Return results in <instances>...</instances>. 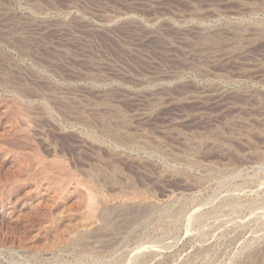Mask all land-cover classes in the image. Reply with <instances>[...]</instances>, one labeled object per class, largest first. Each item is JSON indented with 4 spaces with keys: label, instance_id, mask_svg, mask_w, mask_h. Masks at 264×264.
Here are the masks:
<instances>
[{
    "label": "rangeland",
    "instance_id": "rangeland-1",
    "mask_svg": "<svg viewBox=\"0 0 264 264\" xmlns=\"http://www.w3.org/2000/svg\"><path fill=\"white\" fill-rule=\"evenodd\" d=\"M254 263L264 0H0V264Z\"/></svg>",
    "mask_w": 264,
    "mask_h": 264
},
{
    "label": "bare ground",
    "instance_id": "bare-ground-1",
    "mask_svg": "<svg viewBox=\"0 0 264 264\" xmlns=\"http://www.w3.org/2000/svg\"><path fill=\"white\" fill-rule=\"evenodd\" d=\"M96 196L95 195H93V194H90L89 195V203H88V209H89V215H90V218H92V221H95V220H97V218H98V216L101 214V215H103V214H105V213H108L109 212V208L107 209H101L100 207H98L97 206V201H96ZM129 203V202H128ZM101 206V205H100ZM128 206V205H127ZM133 206V205H132ZM126 207V206H125ZM125 207H124V209H125ZM147 207V206H146ZM123 208V207H122ZM128 209V208H127ZM111 214V213H110ZM105 216V215H104ZM105 220V219H104ZM110 226H112V225H110ZM96 228H98V229H100V231H101V228H102V224H97L96 225ZM104 229V228H103ZM97 230V229H96ZM90 231V230H89ZM93 231V230H92ZM79 235V234H78ZM78 235H76L77 237L75 238V239H71V241L69 240V243H76V242H81L84 238H85V236L82 234V235H80V236H78ZM71 238V237H70ZM58 240V239H57ZM73 240V241H72ZM58 243V242H57ZM59 244V243H58ZM57 244V245H58ZM76 245V244H75ZM64 247V246H63ZM79 247V246H78ZM54 248V247H53ZM59 249V248H58ZM83 249V248H82ZM262 255V254H261ZM257 258V257H256ZM253 260H254V258H253ZM262 261V260H261ZM255 264V263H254Z\"/></svg>",
    "mask_w": 264,
    "mask_h": 264
}]
</instances>
